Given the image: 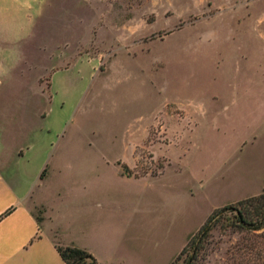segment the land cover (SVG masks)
<instances>
[{
    "label": "rangeland",
    "instance_id": "374dc122",
    "mask_svg": "<svg viewBox=\"0 0 264 264\" xmlns=\"http://www.w3.org/2000/svg\"><path fill=\"white\" fill-rule=\"evenodd\" d=\"M41 9L38 44L0 43V138L48 140L62 218H89L99 238L128 232L169 261L210 209L256 194L264 0H45ZM27 18L16 16L21 29ZM59 32L80 37L83 58L53 69L40 60ZM234 214L211 220L193 264H263L249 243L264 227L243 229Z\"/></svg>",
    "mask_w": 264,
    "mask_h": 264
},
{
    "label": "crops",
    "instance_id": "0c3cea01",
    "mask_svg": "<svg viewBox=\"0 0 264 264\" xmlns=\"http://www.w3.org/2000/svg\"><path fill=\"white\" fill-rule=\"evenodd\" d=\"M44 1L7 0L8 5L0 11V43L16 48L23 45L20 43L22 41L27 45H30L29 42L38 44L32 36ZM62 6L65 4L57 5L55 10L59 11ZM27 9L32 10L31 15L26 12ZM18 15L28 16L27 24L22 29L15 21ZM24 29L27 30L23 36L24 33L20 34V31ZM58 34L50 42L53 48L45 46L47 51L42 50L44 57L40 61L53 69L67 67L75 58L81 61L83 55L76 49L80 37L75 36L73 39L72 35ZM15 47L8 49L15 53ZM28 55L21 56L26 58ZM29 58L36 63L39 57ZM62 62L67 64L57 66V63L60 65ZM42 74L38 72L39 79H46V84H49L47 74ZM50 156L51 148L44 137L29 142L21 139L10 142L0 138V264H65L57 244L84 247L94 254L100 264H169L180 251L182 246L168 261L157 249L135 247L128 232L121 238L109 235L99 238L90 230L92 221L89 218H62L59 208L52 202L61 188L57 193L53 188V169L48 167ZM163 170L164 166L158 173ZM263 188L264 182L260 179L256 193ZM87 190L92 189L90 187ZM87 190L83 189V192L88 194ZM247 195L251 194H236L232 200ZM34 207H38L41 212L37 213Z\"/></svg>",
    "mask_w": 264,
    "mask_h": 264
},
{
    "label": "trees",
    "instance_id": "16d2710c",
    "mask_svg": "<svg viewBox=\"0 0 264 264\" xmlns=\"http://www.w3.org/2000/svg\"><path fill=\"white\" fill-rule=\"evenodd\" d=\"M232 207L235 210L234 219L232 222L243 229L255 231L256 229L264 227V188L256 194L247 195L239 198L235 203H229L217 206L213 208L207 215L204 222L199 228L194 231L187 239L186 243L176 254L169 264H177V260L185 250L187 244L191 242V250L180 264H193V258L196 256L197 247L204 235L208 234L212 225L211 220L218 216L224 209ZM10 210L7 209L3 214ZM2 214V215H3ZM201 235H203L201 237ZM260 238L258 240H252L249 245L253 250L256 246H259L257 258L264 264V231L258 234ZM57 250L63 258L65 264H100L94 254L88 249L75 245H61L57 244ZM249 252V251H248ZM247 260V262H249Z\"/></svg>",
    "mask_w": 264,
    "mask_h": 264
}]
</instances>
